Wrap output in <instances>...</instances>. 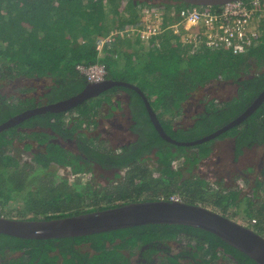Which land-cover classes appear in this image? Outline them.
<instances>
[{
	"label": "trees",
	"instance_id": "1",
	"mask_svg": "<svg viewBox=\"0 0 264 264\" xmlns=\"http://www.w3.org/2000/svg\"><path fill=\"white\" fill-rule=\"evenodd\" d=\"M119 2L0 0V125L28 109L56 103L84 90L88 81L81 74L80 65H104L107 79L140 88L165 131L179 141L196 140L225 126L264 91V31L257 45L240 54L230 49H211L205 44L199 48L183 44V34L179 38L171 29L147 43L137 40L140 48L133 51L126 49V40L118 35L98 50L97 37L110 33L105 24L106 9L118 13ZM161 4L166 6L164 24L179 21L178 15L168 11L170 5H186L162 0L157 8ZM261 24L264 26V20ZM209 66L216 68L199 80L200 70ZM197 67L198 74H194ZM18 78L35 80L34 87L14 86ZM215 80L236 83L237 95L218 100L204 94L199 100L205 108L195 115L193 123L174 124L183 115L188 100ZM39 86L42 89L36 94ZM124 107L131 115L125 123L128 125L119 127L115 120L112 123L123 132L140 135L133 147L114 145L106 135L111 127L107 131H91L98 130L102 119L114 118ZM121 117L125 119V115ZM60 136L72 140L75 147H67L59 141ZM226 137L234 140L235 158L245 148L264 146V102L216 140ZM210 143H202L200 148L169 143L156 130L142 95L130 86H115L67 112L37 114L0 132V214L9 207H18L31 219H50L132 201L170 199L173 195L187 203L227 212L230 203L236 205V199H247L253 210L250 222L256 226L255 231L264 235V169L252 183L244 177L242 184L233 181L229 188L223 179H216L219 187H215L197 172V166L213 151ZM178 147L183 150L178 152ZM26 153L30 155L28 160L23 159ZM146 157L155 159L152 165L146 163ZM163 157L169 160L168 164ZM94 166L119 170L107 177L106 185L96 184L95 178L84 181L80 177L71 184L59 173L61 168H69L72 174L94 172ZM252 170L249 168V172ZM244 185L250 187L252 195L244 192ZM146 193L152 198L141 199ZM259 201L261 207L256 209ZM180 236L196 241L194 251L185 252L191 255L193 264H258L212 232L174 224H146L57 239H24L0 233V255L20 253L18 257L2 258L1 264H132V257L145 245L150 244L148 252H155V244Z\"/></svg>",
	"mask_w": 264,
	"mask_h": 264
},
{
	"label": "water",
	"instance_id": "2",
	"mask_svg": "<svg viewBox=\"0 0 264 264\" xmlns=\"http://www.w3.org/2000/svg\"><path fill=\"white\" fill-rule=\"evenodd\" d=\"M186 5L203 7L222 6L237 0H175ZM120 85L136 89L143 97L150 118L160 134L177 146H194L214 140L241 124L263 102L264 91L240 116L213 133L192 141H179L164 129L156 112L140 88L122 81L107 79L100 83H88L75 96L56 103L28 109L0 125V132L46 112H67L91 98ZM146 224L187 225L212 232L228 244L248 255L258 264H264V235L253 228L201 204L170 199L141 200L77 215L50 219H12L0 215V233L24 239H57L87 236Z\"/></svg>",
	"mask_w": 264,
	"mask_h": 264
},
{
	"label": "rangeland",
	"instance_id": "3",
	"mask_svg": "<svg viewBox=\"0 0 264 264\" xmlns=\"http://www.w3.org/2000/svg\"><path fill=\"white\" fill-rule=\"evenodd\" d=\"M118 1H120L119 2V4H120L119 12H118L119 14L115 13V12L111 13L113 15L109 17L108 25L105 22L108 30L112 29L113 27L118 26L119 24H125V21L129 17V15L123 14V12H128L133 17H137L138 14H140L139 16L142 17V19L138 20L140 22H139L138 27H136L134 29L135 31H133L132 29H128V28L125 29V28H117L116 27L115 28V34H116L115 38H117V35L120 37H123V34H125V31L127 33L130 31L131 33H134V34H132L133 40L136 41L137 40L136 34L138 35L137 30L142 29L144 27V25L146 24V22H148V21H146V19H144L145 17H143V15L147 16L146 13L142 14L143 10L144 9L145 10L152 9L154 11V13H156L160 16V11L162 13H164L165 12L164 9H166L165 8L166 6L164 4L159 5L160 9L157 8V6H156V4L161 3L162 0H153V1L148 0V3H144V0H137V1H139V3L136 2L134 4L130 3L129 0H125V1L118 0ZM164 1H167V2L169 1L170 3L174 4V2H172V0H164ZM121 4H124V5L126 4V6L123 7V9H122ZM151 5H155V6H151ZM184 6L185 5H183V4H176L174 6L170 5V8L168 9V11L172 10L173 14H176L179 16L178 18L180 21L181 18H180L179 13H180L181 8H183ZM219 8H220V6H219ZM109 10L110 9H107L108 13H110ZM151 14H153V13H151ZM149 19H151V18L149 17ZM154 19H156V18H154ZM138 37L140 38L139 35H138ZM134 48L138 49V46H135ZM133 49L131 48L132 51H133ZM213 65L216 66V63H214ZM215 68L216 67H214V66H209V67H207L206 70L201 69L200 74H198L197 73L198 67H197L196 70H194V74H198L197 76H198L199 80H204L206 78V76L209 75L210 71H212ZM15 81L16 82L13 83L14 86L15 85H19V86L21 85V86H26V87H34V83H35V80L33 81L31 79H25V78H18ZM237 92H238V85L236 83L232 82L231 80H226V81H221V82L215 80V81L208 83L203 89L200 90V92L195 97L188 100V102L185 104V109H184L183 115L180 116L175 121L174 124H176V125L180 124V125H184V126L191 125L193 123L195 115L198 114L199 112L203 111L204 104L201 103L199 98H203L204 94L208 95V99L216 97V98H218V100H226V99H231L233 96H236ZM37 93L39 94V92H36V94ZM122 110L117 111L115 117L112 119H102L100 122L99 129L98 130L93 129L91 131H93V132H99L102 130L107 131V128L109 129V127H111V131L107 132L106 135L111 137L114 145H120V144L124 143L126 140L135 139L136 136L131 135L128 131L123 132L120 128L113 126L114 124L112 122L114 120H115V123L117 124V126H119V127H121L125 123H128V121H127L128 118L126 115L127 114L126 113L127 108H125L123 111ZM105 113H108V111L105 110ZM122 115H125V119H123L121 117ZM125 125H128V124H125ZM214 140H216V139H214ZM214 140H211L208 142L213 143ZM233 141L234 140L231 137L217 139L213 143V151L206 158H204V160L197 166V172L200 174V176L207 179V180H210V182L213 183L215 187H219L217 184H215L216 179H223V181H222L223 184L229 188L233 184V181L237 182L238 184H242L244 177H248L252 183V182H254V178L257 176V174H259V172H261L264 169V146L255 145L253 148H250V149L245 148L244 153L242 155H240L238 158H235L234 149H233ZM64 144L68 147H71V148L75 147L73 145L72 140H65ZM206 144H207V142H206ZM210 144H208L207 146H210ZM197 146H198V148H200V147H202V144H198ZM181 150H183V149H181V147L180 148L178 147V152H180ZM158 156L162 157V154L159 153ZM29 157H30V155L28 153H26V154H24L23 159L28 160ZM163 161L167 164L169 163V160L168 159L166 160L165 157H163ZM190 162L195 164V160H193V159H190ZM146 163L149 165H152L153 160L151 159V160H149V162H146ZM175 164L178 165V163H175ZM259 164H260V166H259ZM176 165H175V167L178 168ZM249 168H252L253 170L251 172H249ZM59 173L65 177H68V179L72 183H74V181L76 180V179H74L75 178L74 174H72L70 172L69 168H64L63 170L60 169ZM107 177H113L112 172L104 171L99 166H96L94 169V172L87 173L86 175H84V177L82 179L88 180L91 178H95L96 184L101 183L102 185H106L109 182ZM194 182H195V184L197 183V181H194ZM79 190H81V189H79ZM244 192L249 193L250 187L244 185ZM250 195H252L251 192H250ZM262 196L264 197V192L262 193ZM151 198H152V196L150 194L146 193L142 196L141 199H151ZM259 199L261 200V197ZM262 200L264 201V198H262ZM247 201H248L247 199H244V200H241V199L237 200L236 199L235 200L236 205H231V203H230L227 212L220 211V213L230 217L231 219L236 220L239 223L245 224V225L255 229L256 226L252 225L250 222V219H249L250 218L249 215H251L253 213L252 212L253 210L250 209V207H249L250 204H248ZM260 205H261V202L259 201V205L256 206V209H260V207H261ZM17 209H19V208L18 207H16V208L9 207L4 212V214L2 216H5L7 218H12V219H31V216L27 215L26 211H20V210L18 211ZM22 210H25L24 207H22ZM216 211H218V210H216ZM172 241H176V243H173ZM172 241H168V246L170 248L169 252H171V254H177V255L178 254L180 255L182 253L185 254V252L188 253V252L194 251V249H195L194 247L196 245V241L194 239L189 238V237L180 236L177 239L172 240ZM152 251H150V252L152 253ZM138 253H139V251H138ZM138 253L134 257H132V259H131L132 264L136 263ZM156 254H159V253H156ZM19 255H20L19 252L9 253L6 256L0 255V259L5 258L4 260H7L10 257H18ZM160 260H161V258H159L158 260L156 259L157 262H160ZM189 262H188V264H190Z\"/></svg>",
	"mask_w": 264,
	"mask_h": 264
},
{
	"label": "built area",
	"instance_id": "4",
	"mask_svg": "<svg viewBox=\"0 0 264 264\" xmlns=\"http://www.w3.org/2000/svg\"><path fill=\"white\" fill-rule=\"evenodd\" d=\"M179 15V22L166 27L162 16L154 13L155 17L148 19L137 33L141 40L148 42L164 30L172 29L176 34H183V44H193L196 48L205 44L211 49H230L233 53L240 54L254 45L264 31L258 30L264 20V0L232 1L219 9L185 5ZM112 41V35L99 37L96 41L97 49L101 51L106 43ZM78 68L88 83H100L106 79L107 70L104 65H80ZM170 200L182 201L179 195H173ZM252 222L256 223V220L253 219Z\"/></svg>",
	"mask_w": 264,
	"mask_h": 264
},
{
	"label": "flooded vegetation",
	"instance_id": "5",
	"mask_svg": "<svg viewBox=\"0 0 264 264\" xmlns=\"http://www.w3.org/2000/svg\"><path fill=\"white\" fill-rule=\"evenodd\" d=\"M149 1H153V0H149ZM40 89H42L41 86H39V88H38L39 94H40ZM43 93L44 92H41V94H43ZM204 108H205V105L203 107V110H204ZM127 118L131 119L130 113H128ZM128 132L131 135L136 136L135 139L126 140L124 143H122L118 146L127 145L129 147H133L132 144L134 143V141H136L139 138L140 135L136 132L135 133L132 131H128ZM58 139H59V141H61L64 144V142H65L64 137L60 136ZM66 140H69V139L67 138ZM73 145L75 146L74 142H73ZM69 148H71V147H69ZM154 150H155V148H154ZM146 159H147V157H146ZM147 160L149 162V160H151V159H147ZM152 160H155V159H152ZM259 166H260V164H259ZM61 169L63 170L64 168H61ZM94 169H95V166H94ZM101 169H103V168H101ZM103 170L112 172V174L114 176L115 172H117L119 170V168H113V169H107V170L103 169ZM87 173H91V172H87ZM87 173L74 174V176H75L74 179H76L77 177L83 178L84 175H86ZM84 181H86V180H84ZM71 184H72V182H71ZM172 242L176 243V241H172ZM155 247H156L157 251L152 252V253L148 252V250L150 248V244L145 245L144 247L140 248L138 256H137L136 264H162V262H164V261H167V264H172L174 262H178L179 264H188L189 261H190L189 262L190 264H193V262H192L193 260L191 258V255H189V254H186V253L185 254L182 253L181 255L171 254V252H169L170 248L168 246V241L167 242H159V244H155ZM156 253H159V254H156ZM166 256H168V257H166ZM159 258H161V260H160V262H157L156 259L158 260ZM170 258H172V263L171 262L169 263ZM1 263H2V259H0V264Z\"/></svg>",
	"mask_w": 264,
	"mask_h": 264
},
{
	"label": "crops",
	"instance_id": "6",
	"mask_svg": "<svg viewBox=\"0 0 264 264\" xmlns=\"http://www.w3.org/2000/svg\"><path fill=\"white\" fill-rule=\"evenodd\" d=\"M173 2V1H172ZM175 3V2H174ZM173 4V3H172ZM125 5L123 4L122 5V8L124 7ZM106 8H107V5H106ZM141 11V10H140ZM153 13L154 14V11L152 10V9H147V10H143V12H142V14H147V16H144L143 15V17H145L144 19H146V21H148V19H149V17L151 18V19H153V17H154V15L153 14H151L150 15V13ZM108 11H107V9H106V15H105V22H106V24L108 25V23H109V17L110 16H112L113 14H111V13H113V12H110V13H108ZM172 14H173V11L171 12ZM119 14V13H118ZM123 14H128L129 15V17L127 18V20L125 21V24H119L118 26H116L117 28H119V26H123V28H125V29H132L133 31H135L134 29L136 28V27H138V25H139V22L140 21H138L139 19H142V17H140L139 15L140 14H138V16L137 17H133L130 13H128V12H123ZM162 14L163 13H160V15L162 16ZM163 17V16H162ZM176 17H174V19H175ZM163 22H164V20H163ZM178 21H176V22H174V23H169V21H167V22H165V24H164V26L166 25V27L167 26H171V25H175L176 23H177ZM142 25V24H141ZM262 24H260L259 26H258V30H261V29H263L264 30V26H262ZM116 27H113L112 29H110V33H109V35H107V36H110V35H112L113 36V39L115 38V28ZM140 27V26H139ZM124 29V30H125ZM167 30V29H166ZM166 30H164V31H166ZM170 30V29H169ZM172 30V29H171ZM173 32V34H175V35H177L179 38H180V35H182L181 33H179V34H176V33H174V31H172ZM132 34H134V33H131L130 31L127 33L126 31H125V34H123V37H122V39H125L126 41V43L124 44V46L126 47V49L129 51V50H131V48L133 49L135 46H138V49L140 48V43H143V42H145V43H147L146 41H143V40H141L139 37H138V35H139V33H138V35L136 34V36H137V40H140L141 42L140 43H137L136 41H134L133 40V35ZM107 36H98L97 38H99V37H107ZM140 36V35H139ZM258 41H259V39H258ZM258 41H256L255 42V44L254 45H257L258 44ZM149 42V41H148Z\"/></svg>",
	"mask_w": 264,
	"mask_h": 264
},
{
	"label": "clouds",
	"instance_id": "7",
	"mask_svg": "<svg viewBox=\"0 0 264 264\" xmlns=\"http://www.w3.org/2000/svg\"><path fill=\"white\" fill-rule=\"evenodd\" d=\"M105 80H107V78L105 79ZM126 115H128V113H130V111H129V109L127 108V110H126ZM130 120V119H129Z\"/></svg>",
	"mask_w": 264,
	"mask_h": 264
}]
</instances>
